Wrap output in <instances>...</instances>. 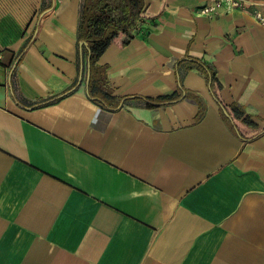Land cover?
I'll return each instance as SVG.
<instances>
[{
    "label": "crops",
    "instance_id": "obj_1",
    "mask_svg": "<svg viewBox=\"0 0 264 264\" xmlns=\"http://www.w3.org/2000/svg\"><path fill=\"white\" fill-rule=\"evenodd\" d=\"M209 2L144 0L97 62L110 106L83 0H0V264H264V129L226 121L203 72L264 122V24Z\"/></svg>",
    "mask_w": 264,
    "mask_h": 264
},
{
    "label": "trees",
    "instance_id": "obj_2",
    "mask_svg": "<svg viewBox=\"0 0 264 264\" xmlns=\"http://www.w3.org/2000/svg\"><path fill=\"white\" fill-rule=\"evenodd\" d=\"M149 18L144 10V0H83L81 15L77 28V43L87 46L86 56L90 63V98L94 101L108 105H116L120 98L107 94L108 86L106 68L97 65L102 54L112 45L126 46L138 31L140 24ZM195 62V61H194ZM203 69L209 88L222 106L229 111L230 117L223 113L226 121L233 119L241 121L242 124L253 130L264 129L262 120H254L245 114L244 110L237 104L226 105L220 99L222 84L207 65ZM181 96L175 93L172 96L158 98L157 101L177 100ZM200 111L197 118L204 113V106L199 99ZM49 103V101L44 104ZM112 103V104H110ZM264 123V122H263ZM243 136V135H242Z\"/></svg>",
    "mask_w": 264,
    "mask_h": 264
},
{
    "label": "built area",
    "instance_id": "obj_3",
    "mask_svg": "<svg viewBox=\"0 0 264 264\" xmlns=\"http://www.w3.org/2000/svg\"><path fill=\"white\" fill-rule=\"evenodd\" d=\"M247 11L259 23L264 24V0H210L201 7L200 13L207 16H216L228 10Z\"/></svg>",
    "mask_w": 264,
    "mask_h": 264
}]
</instances>
